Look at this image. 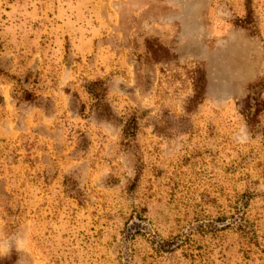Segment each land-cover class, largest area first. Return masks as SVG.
Segmentation results:
<instances>
[{
    "label": "rangeland",
    "instance_id": "374dc122",
    "mask_svg": "<svg viewBox=\"0 0 264 264\" xmlns=\"http://www.w3.org/2000/svg\"><path fill=\"white\" fill-rule=\"evenodd\" d=\"M21 236L0 264H264V0H0Z\"/></svg>",
    "mask_w": 264,
    "mask_h": 264
},
{
    "label": "clouds",
    "instance_id": "9594fccd",
    "mask_svg": "<svg viewBox=\"0 0 264 264\" xmlns=\"http://www.w3.org/2000/svg\"><path fill=\"white\" fill-rule=\"evenodd\" d=\"M246 137H241L240 142H245ZM27 240L26 237L21 236L18 239H16L13 243H10L6 246H0V258H4L11 254V251L13 248H15L16 251H22L26 247Z\"/></svg>",
    "mask_w": 264,
    "mask_h": 264
},
{
    "label": "trees",
    "instance_id": "16d2710c",
    "mask_svg": "<svg viewBox=\"0 0 264 264\" xmlns=\"http://www.w3.org/2000/svg\"><path fill=\"white\" fill-rule=\"evenodd\" d=\"M256 111L252 110L251 107H249L248 111H247V115L253 116L255 114Z\"/></svg>",
    "mask_w": 264,
    "mask_h": 264
}]
</instances>
